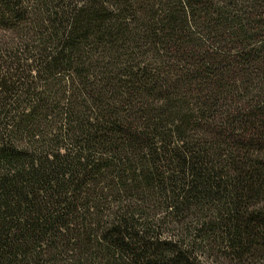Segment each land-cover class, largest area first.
I'll return each mask as SVG.
<instances>
[{"label": "trees", "instance_id": "16d2710c", "mask_svg": "<svg viewBox=\"0 0 264 264\" xmlns=\"http://www.w3.org/2000/svg\"><path fill=\"white\" fill-rule=\"evenodd\" d=\"M222 258L264 264V0H0V264Z\"/></svg>", "mask_w": 264, "mask_h": 264}, {"label": "rangeland", "instance_id": "374dc122", "mask_svg": "<svg viewBox=\"0 0 264 264\" xmlns=\"http://www.w3.org/2000/svg\"><path fill=\"white\" fill-rule=\"evenodd\" d=\"M220 255V254H219ZM221 256V255H220ZM209 264H235V262L230 261L229 258H222L220 261L212 263L210 262Z\"/></svg>", "mask_w": 264, "mask_h": 264}]
</instances>
